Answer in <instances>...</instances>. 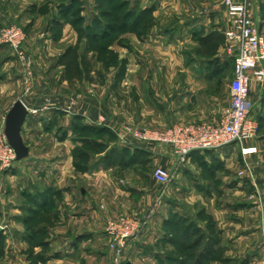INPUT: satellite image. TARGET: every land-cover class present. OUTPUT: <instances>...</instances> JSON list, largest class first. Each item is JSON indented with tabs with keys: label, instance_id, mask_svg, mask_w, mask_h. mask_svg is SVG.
Listing matches in <instances>:
<instances>
[{
	"label": "rangeland",
	"instance_id": "obj_1",
	"mask_svg": "<svg viewBox=\"0 0 264 264\" xmlns=\"http://www.w3.org/2000/svg\"><path fill=\"white\" fill-rule=\"evenodd\" d=\"M0 1H3L0 3V30L13 24L23 30L26 35L23 50L30 63L29 66H23L13 50L5 46L0 47L1 81L18 80L21 82L14 88L13 95L10 83L0 85V132H4L5 129L6 116L4 117V114L18 100L23 101L24 104L50 109L67 107L68 104L74 108L76 106L75 112L80 115L77 121L79 125L87 124V126L95 128H108L113 133V136L108 133L104 134V132L97 135L81 134V136L89 135L98 138L109 144L108 149L102 150L78 147L81 148L78 157L83 152L93 153L91 164L94 163L93 159L95 162L101 160L111 148L123 146L118 134L123 132L126 125L163 130L161 126L153 123V96L157 92L153 84L158 78L183 77L187 75V69L190 70V68H192L194 77L208 76L205 67L207 59L198 53L199 35L206 34V31H209L212 26L214 27L215 21L211 17L214 18L215 15H219L217 19L220 21V27L223 28L224 14H228L226 0H143V3L138 5L136 0H129L128 7L122 11H117L116 5L106 8L111 14L101 19L100 29L106 28L109 34L96 36V27L92 19L95 15L100 16V11L97 9L99 2L94 1L93 3L92 0H86L85 3H82L84 9L81 16H84L86 21L74 25L73 21L77 16L63 17L60 5H57L60 4V1L49 0L48 3L38 7V5H34L36 0H31L25 6L27 19L14 20V22L9 17L10 14L12 15V5L8 0ZM120 1L113 0V4ZM257 1L260 3V0ZM262 1L264 2V0ZM153 2L157 7L155 11L157 13L156 15L153 13L146 19L145 28L126 29L123 27L124 16L129 9L136 10L134 19L143 8L151 7ZM53 5L58 6L57 10ZM89 10L94 13H89ZM220 16L224 19L221 20ZM261 17L260 13L255 23L264 37V20ZM196 20H199L197 24H195ZM211 20L214 23L209 25ZM228 22L226 20V25ZM88 24L91 26L89 29ZM188 26H190L189 29H187ZM222 48H224V54L218 53L222 60L232 59L233 57L226 53L225 45ZM68 52H71L70 59L73 62V71L69 76L66 66L60 63L61 58ZM233 65L234 63L230 61L224 74L219 77L220 80L223 78L225 80V85L222 86L223 91H221L223 83L216 84L218 89L216 97L220 103H223V96H226L225 92L228 91L233 80ZM78 72L80 73L76 76ZM23 79L29 80V83L24 80L26 86L22 83ZM196 84L195 88H200V85ZM216 85L208 81L205 87L209 92L214 90ZM256 92H258L257 95ZM254 96L261 97L260 104L264 108V83L251 88L250 99ZM164 105L166 108L169 107L168 102H165ZM59 116L57 113L52 115L53 118L43 116V122L48 124V128L44 127L47 131L44 129L43 136L32 134L33 136L30 137L24 133V138H27L26 146L29 147L31 141H28L32 140L37 144L33 149L34 154L45 157L46 162L50 163L56 162L59 154L66 153V147L54 145L58 126L67 123L65 120L60 121L61 117ZM49 120L51 121L49 122ZM47 133L49 134L46 135ZM78 136L80 135L78 134ZM29 137L30 139H28ZM254 142L257 153L254 154L252 162H249L253 169L252 178L241 177L240 173L245 166L244 160L240 157L239 146L233 145L224 148L226 150H224L223 165L217 159L212 160V167H221L220 169H222L223 174L220 177L213 176L211 169L207 172L205 166H199V174L210 184L209 190L212 189V192L219 194L222 192L221 190H224L220 198L207 196V198L200 199L199 196L191 195L190 191H187L189 187L186 183L184 185L176 184V177L171 185L172 190L170 189L168 194H164L165 198L161 196V205L164 207L170 205V208H173L170 210L177 212L176 216L185 214L184 212L199 215L202 210H205L206 215L202 221L207 224V220L210 218L216 224L218 220H216L215 212L221 206L225 208L223 213L225 221L229 222L236 216L232 214L233 211L245 210L244 208L248 207L249 203L255 210L251 219L256 220L257 233L260 234L264 242V131L258 132ZM132 143V151L128 158L137 159L136 163L130 165L129 169L126 168L128 170L125 173L122 166H116L113 174L117 179H121L120 181L125 180L126 183L122 184L127 186L138 183L135 180L137 174L141 177L139 183L150 184L154 170L162 165L158 162L153 163L151 154L134 153L137 146L147 148V145L137 141ZM49 145L50 148L46 149ZM72 155L74 156L75 153ZM77 162L80 160L78 159ZM36 166L35 168L24 165L18 167L16 164L10 168L0 166V232H3L5 236L7 234V237L14 235L12 224L19 222L17 219L21 216L25 218L31 216L29 222L23 224L25 231L29 229L32 232L44 224L50 226L51 231H55L57 223L55 214L57 208L55 192L57 190L55 188L49 194L50 208L54 212L44 211L39 216H35V214H28L22 209L24 205L32 206L34 209L37 207L36 203L32 204V201H29L26 194L30 191H35L34 193L39 191L43 194L49 190L50 185L55 183L53 177H55L56 171H53L51 177L47 178L43 184L40 181L45 178L44 173L40 171L43 166ZM99 167L105 168L103 164ZM86 183L88 184V182ZM183 186L185 187L182 188ZM152 188L155 191H161L162 194V188L157 183ZM176 188L179 189L178 192H176ZM100 209L103 210V207ZM121 215L124 214L110 216L106 222L108 219H116ZM17 216L18 218H16ZM106 222L101 228L102 231H105ZM18 226L22 225L18 224ZM150 227L149 223L143 230L142 236L128 246L118 264H156L153 262V254L156 251L154 246L157 243L152 240V236L146 242L142 240L143 235L149 231ZM43 242L44 239L38 237L27 244L24 242H22L23 244L21 242L6 243L3 247L6 250L0 262L3 263L7 260L6 262H12V264H39L37 260L41 254H51L60 248L52 243L46 245ZM107 244L97 248V250L106 253L105 259L92 260L89 258L90 251H87V247H82L78 253L79 257L68 258V264H117L114 252L109 247V241ZM222 246L224 247L223 244ZM223 251L225 252V249ZM147 254L151 256H147ZM213 263L211 262V264Z\"/></svg>",
	"mask_w": 264,
	"mask_h": 264
},
{
	"label": "crops",
	"instance_id": "obj_2",
	"mask_svg": "<svg viewBox=\"0 0 264 264\" xmlns=\"http://www.w3.org/2000/svg\"><path fill=\"white\" fill-rule=\"evenodd\" d=\"M29 1L31 0H8V2L12 5V15H8L10 20L12 19V22H14V20L27 19L25 6ZM44 1L45 0H36L34 5L41 7L42 4L49 2V0L46 2ZM54 1H60L59 3L61 4V1L63 0ZM79 1L81 3H85L86 0ZM94 1L97 2V0H92L93 3ZM234 1L239 2L240 0ZM249 1L251 15L254 18V21H257V18L261 13L260 3L257 0ZM2 2L3 1H0V3ZM136 3L137 5L142 4L143 0H136ZM154 4L155 2H153L152 6L148 7V9H152L154 15H156L157 12L155 11L157 10V7ZM53 7L56 10L58 8V6L55 5H53ZM144 9L146 8H143V10ZM89 13L93 14L94 12L89 10ZM217 17H219V15H215L214 18L211 17L215 23L211 20L212 22L209 25L214 23V27L212 26L209 31H206V35L213 31H219L224 34L228 25H226V20L228 22V14H224L225 23L223 28L220 27V21ZM224 18L221 17L220 19L222 20ZM195 22V24H197L199 20H196ZM189 28L190 26H188L187 29ZM219 52L224 54V48H221ZM205 67L207 68L206 73L209 75L201 78L194 77L192 68H190V70L187 69V75H184L183 77L171 76L156 79L153 84L157 91L153 96L154 124L161 126V129L165 130L178 123H219L223 110L229 106L231 90L229 86L228 91L225 92L226 96H223V103L218 102V98L216 97V93L218 91L216 84H219L220 82L223 83V85H221V91H223L225 80H220L218 76H210V70L208 69L209 66L206 64ZM24 80L26 81V79H23L22 83L26 86L27 84ZM208 81L216 85V88H214V90H210L209 92L207 91V87H205L207 86ZM6 83H10L12 85L13 95L14 88L21 82L18 80H12L11 82L6 80L1 81L0 79V85H5ZM195 84H199L200 88L198 87L196 89ZM257 84L258 83L253 81L252 88H254ZM257 93L258 92H256V95ZM260 99L261 97L259 96H254L250 99L252 113L255 118L264 110L260 104ZM165 102H168V108L164 105ZM25 105L29 110V115L22 132L25 144L27 138H24V133L30 137L33 136L32 134L43 136L45 133L44 129L48 128V124L43 122V116L46 115L53 118L52 115H56L57 113V115H60L59 117H61L60 121H67L66 124L58 126L56 140L54 139L56 141L54 144L55 146L66 147V153L59 154L56 162H46L47 160L45 157L35 155L33 149L37 144L33 143L32 140H29L28 142L31 141L29 145V156L26 159L15 163L18 167L22 165L29 167L33 166L34 168L37 167L36 165L43 166L40 170L44 173L45 177L44 180L40 179L42 183L47 178L51 177L50 175H52L53 171H56V175L53 177V181L55 183L48 187V189L52 191L54 188L57 190V192H55L57 196V208L55 210L57 223L55 231H51V228L48 225H41L39 228L45 232L39 237L44 239V244L48 245L52 243L60 248L51 254H41L40 258L37 260L39 264H68V258L79 257L78 253H80L82 247H87V251H90L89 258L92 260L105 259L106 253L97 250L98 246L108 245V239L105 235V231H102L101 228L106 222V219L110 216L128 213L139 214L142 217H146L151 214V227L148 232H145L142 240L146 242V240L151 239L152 236V240H155L154 242L157 243L156 245L154 244L156 246H154L156 251L153 254V262L158 264L165 256L166 251L173 252L176 249L177 229L174 225L176 221H173V219L177 212L170 210L173 209L170 208V205H165V207L162 206V201L160 200L161 196L164 198L166 197L165 195L172 190V186L164 193L165 195H162L161 191H155L154 188H152V186L155 187L156 185L153 177L150 179V184H141L139 183L141 177L138 174L135 178L138 183L127 186L122 184L123 182L126 183L125 180L120 181L121 179H117L114 176V168L116 167H105L104 169L99 167L89 173L79 172L74 165L75 160L72 155V153L74 154V150L82 146V143L77 137V132L73 127L75 118L80 116L77 112H75L77 107L75 106L74 108V106L71 107V105L68 104L67 107L62 106L57 109H50L48 107H35L30 104ZM12 106L8 109V111H6L4 117L10 111ZM50 121L51 120H49V122ZM48 134L49 133L46 135ZM30 137L28 139H30ZM254 140L248 142L246 146L254 147L256 145ZM143 145H147V148L140 146L137 147L143 149L146 153L151 154L153 163H161V167H164L165 169H177V161L173 156L171 147L163 145ZM121 147H128L132 150L133 144L132 146ZM49 148L50 145L48 148L46 147V149ZM224 150L226 149L209 154L199 153L197 155H193L190 158V161L186 165L181 166L177 171L178 175L176 184L184 185V183H186L189 187L187 188V191H190L189 193L191 195L199 196L200 199H204V197L207 198V196L220 198L221 194L224 193V190H221L222 192H220V194L212 192V189L209 190L208 187L210 184L199 174V166H204L203 163L212 164V160L215 158L220 159L222 162L221 165H223L225 160L223 156L225 152ZM240 157L243 158L242 154H240ZM253 157L254 155L247 156V161L252 162ZM220 168H218L215 172L217 177H220V175L223 174L222 169ZM122 169H125V173L129 168L126 169L122 167ZM206 175H208V173H206ZM86 182H88V184ZM184 187L185 186L182 188ZM178 191L179 189L176 188V192ZM34 192L35 191H30L29 194H35ZM247 206L248 207L244 208L245 210L239 209L233 211L232 214L236 216L229 222L225 221V214H223L225 209L224 207L221 206V208L216 210V220L219 222V224L218 222L216 223V230L220 231V247L223 250L225 249V252L223 251V258L225 262H215L213 264H264V242L261 239L260 234L258 235L257 233L256 220L254 218L251 219V215H254L255 210L252 209L249 203ZM100 207H103V210L100 209ZM44 208V211L51 209L50 205L45 206ZM22 209L24 210L25 207L23 206ZM184 213L185 214H180L182 216H178L181 218L183 217L190 223L197 225L202 231L207 232V224L202 221L199 215H196V213L193 215L190 212ZM16 218H18V216ZM17 220H19V222L17 221L12 224L14 235L7 237L6 234L7 244H17L19 242H21V244H23L22 242L27 244L28 242L38 238V236L29 238L28 233L23 228L24 221L22 220V216ZM17 223L22 226L19 227ZM23 229L24 231L22 232ZM147 256L151 255L147 254ZM6 261L3 263L0 262V264H12V262Z\"/></svg>",
	"mask_w": 264,
	"mask_h": 264
},
{
	"label": "built area",
	"instance_id": "obj_3",
	"mask_svg": "<svg viewBox=\"0 0 264 264\" xmlns=\"http://www.w3.org/2000/svg\"><path fill=\"white\" fill-rule=\"evenodd\" d=\"M229 22L224 32L226 53L234 58L233 80L230 85L231 99L223 112L219 123L203 122L178 123L167 130L136 128L126 125L118 134L123 146H131L133 141L148 145L169 146L177 161V169L169 170L158 167L153 172V179L161 186L162 195L171 187L181 166L186 165L193 153L219 151L236 145L241 149L244 160L242 176L253 177V169L247 156L257 153L256 147L246 144L254 140L259 125L252 113L250 94L252 82L264 83V37L250 12V1L226 0ZM26 35L17 25H10L0 30V47H9L16 54L23 66H29L23 44ZM29 83V80H26ZM17 156L8 143L4 132H0V166L10 168L16 163ZM151 214L142 217L139 214H124L116 219H108L105 235L109 247L114 252L118 264L129 245L136 242L149 225Z\"/></svg>",
	"mask_w": 264,
	"mask_h": 264
},
{
	"label": "trees",
	"instance_id": "obj_4",
	"mask_svg": "<svg viewBox=\"0 0 264 264\" xmlns=\"http://www.w3.org/2000/svg\"><path fill=\"white\" fill-rule=\"evenodd\" d=\"M60 8L62 10V16L63 17H71L74 16L76 19L73 21L74 25H79L80 23L86 21L84 16H81L83 12V5L79 0H63L61 1ZM99 2L97 5V9L100 11V16H94L92 19V22H94L96 30L95 35L96 36H105L106 34H109V32L106 30V28L100 29L102 26L100 21L104 16H108L111 14V12H108L106 8L110 5H116L117 11H122L126 7H128L129 2L128 0H121L117 4H113V0H97ZM260 12L262 14V19L264 20V2L260 0ZM136 10L131 8L129 9L124 16L123 21V27L124 28H145V21L149 17L153 15V10L146 9L142 10L140 14H138L137 17H134ZM102 16V17H101ZM98 17V18H97ZM133 22V25H132ZM89 25V24H88ZM109 25V24H108ZM91 26H88V29ZM110 27V26H109ZM225 45V36L223 33L219 31H213L209 34H202L199 35V50L198 53L205 57L207 59V65L209 66L208 69L210 70V76H218L221 77L222 74L226 71L229 62L234 63V58L227 59L225 61L222 60L220 55L218 54L221 48ZM71 52H68L66 55H64L60 63L61 65H65L67 69V75H71L72 73V67L73 62L71 61ZM233 71H234V65H233ZM80 72L77 73L76 76H78ZM224 79V78H223ZM79 118H75L73 122V127L76 130V132L80 135L79 141L82 143V149L84 147H90L93 150H102V149H108L109 144L106 141L99 140L98 138L91 137V136H81L83 133H90V134H101L102 132L111 134L113 136V133L108 128H95L87 125H79L78 121ZM256 120L259 125L258 132L264 131V112L262 111L256 116ZM77 134V135H78ZM115 136V135H114ZM81 137V138H80ZM81 148H77L74 150V158H75V167L80 172H92L93 170L97 169L98 166L103 164L105 167L111 168L116 166H122L124 168L130 167V165H133L136 163L137 159H129L128 155H130L131 151L128 147L119 148V147H113L110 150H108L107 154L101 158V160H98L91 164V160L93 158V153L90 151L83 152V154L78 157V152H80ZM146 154V152L143 149H134V153L140 154V153ZM216 151H206L204 153H212ZM200 152L193 153V155H197ZM148 154V153H147ZM191 156V157H192ZM78 159L80 162H77ZM217 159V158H215ZM220 161V159H217ZM221 162V161H220ZM90 163V164H89ZM207 171L211 169V172L213 173V176L216 174V170L218 169L212 167V164L203 163ZM52 192V190H48L47 192L41 194L39 192L35 194H26L29 201H32V204H37V207L34 209L32 206L24 205L25 211L28 214H35V216H39L41 213L44 212V207L50 205L49 204V194ZM52 209H48L45 212L50 213ZM205 210H202L199 213V217L202 219L205 216ZM31 216L22 217V220L24 223L29 222ZM207 217V216H206ZM210 219V218H209ZM207 220V232L202 231L197 225L190 223L189 221L185 220L184 218H181L179 216L174 215L175 220V228L177 229L176 235V249L173 252L166 253L165 256L159 261L158 264H211V262H225L223 258V250L220 247L221 239H220V231L216 230V224L214 221ZM26 232L28 233L29 238L41 236L42 233L45 231L41 228H35L32 232L27 229ZM6 244V236L3 232H0V260L3 258L5 249L3 248Z\"/></svg>",
	"mask_w": 264,
	"mask_h": 264
},
{
	"label": "water",
	"instance_id": "obj_5",
	"mask_svg": "<svg viewBox=\"0 0 264 264\" xmlns=\"http://www.w3.org/2000/svg\"><path fill=\"white\" fill-rule=\"evenodd\" d=\"M28 115V108L23 101L18 100L14 103L5 118L4 133L8 143L16 153L17 161L26 159L30 154L29 147L26 146L22 136L23 127L26 123Z\"/></svg>",
	"mask_w": 264,
	"mask_h": 264
}]
</instances>
